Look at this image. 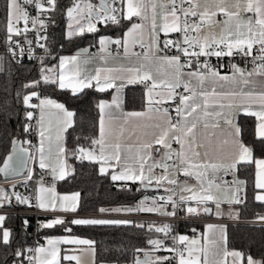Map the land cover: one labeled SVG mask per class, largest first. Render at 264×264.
Wrapping results in <instances>:
<instances>
[{"label":"snow or ice","instance_id":"6c2138e0","mask_svg":"<svg viewBox=\"0 0 264 264\" xmlns=\"http://www.w3.org/2000/svg\"><path fill=\"white\" fill-rule=\"evenodd\" d=\"M121 2L123 3V0ZM27 6H33L38 15L31 16ZM57 7V0H5V30L9 45L15 44L23 55L25 51L23 46L12 37L24 35L25 41L31 45L32 41L27 39V33L36 30L37 25L41 29L46 28V22L41 17L48 12L56 11ZM117 11L115 7L109 8L105 0H100L98 10L90 3L84 8L74 4L67 9V16L70 21H74L79 26L74 28L70 23L68 36L82 35L85 30L96 32L97 28L93 20L119 23L115 15ZM120 11L123 13L124 10L120 9ZM85 12L86 17L82 15ZM245 13L254 15L246 17ZM218 16H223L224 19H214ZM133 17H137L141 22L132 23L128 32L125 33L123 42L111 41L123 47L124 56L128 58L126 61L112 57L106 47L109 41L101 38L99 41L101 51L107 52V56L102 58L104 63L108 64L111 57L117 66L96 68L93 74L81 68L77 56L63 57L59 61L58 74L54 69L41 68L42 81L44 84L56 85L60 89H71L73 94L92 87L99 92L113 88L116 90L117 94L113 96L111 103L102 100L97 105L100 112L98 136L91 138L90 147L78 146L72 149V156L100 165L99 171L102 175L108 174V169L111 168L113 181L139 182L145 188L153 183L159 188L166 183L175 186L166 188V191L174 194L178 189L180 193L187 192L191 195L181 194L178 201L174 195L167 198L162 196L158 200L152 199L150 203L149 198L145 197L135 207L99 208L98 211L102 214L99 218L74 217L68 223L76 226L145 228L144 224H138L131 219H110L103 218V215L156 213L165 217H176L178 210L186 211L188 215H199V206L206 205L209 201L216 204L217 215H222L221 202L217 201L212 194L213 187L220 189L222 185L215 182V175L207 176L206 170L211 169L214 173L220 170L225 173H236L242 165L255 166L254 187L259 190L255 194V199L264 203V158L257 159L254 156L255 148H259L264 155V79L253 78L264 77V0H127V11L122 18L132 21ZM85 18L88 20L86 28L80 24V20ZM149 20L147 42L142 38L139 40L134 38L131 40L130 48L128 38L137 35L142 37L145 22ZM21 23L23 27L20 26ZM217 28L219 32L216 31ZM159 33L165 36L170 33L179 35L175 40L161 41ZM38 39H46V37L38 35ZM137 43L141 49L139 52L132 50ZM254 46H258V55L253 59L261 63L251 72H246L233 64L232 75H221L207 60L199 59L200 57L232 56L234 52L249 56L252 55ZM39 47L44 46L39 45ZM169 48L175 50L173 54H169L167 51ZM8 50L15 58V49L10 46ZM32 55L33 50L29 48V58H32ZM133 57L135 59H132ZM84 63L86 64L87 61L85 60ZM41 65H43V58H41ZM68 65H71L73 69L70 75L66 71ZM39 84L40 81H34L26 87L34 88ZM134 84L144 85L147 110L123 113L120 91L127 85ZM217 88L220 90L218 91ZM178 89H183V92H178ZM34 97L39 100L38 104L31 102ZM177 97L178 103L175 108L177 118L174 120L169 109L161 106L176 102ZM254 102L260 104L259 110H252ZM23 103L27 108L39 109L40 112L38 120L41 138L38 149L40 168L50 169L54 180L64 179L66 175L64 158L68 155V150L60 141L63 139L62 133L73 126L74 113L52 99H41L35 91L25 95ZM49 108L56 109L57 114L65 118L63 127L56 137L55 158L58 161L59 171L57 166L51 163L52 137L50 131L45 128L46 110ZM113 108L119 110V114ZM241 110L254 115L258 120L255 132L258 143L255 147L245 145L241 139L242 130L234 123L236 114ZM33 116L32 111L26 112L27 121H31ZM134 119L143 120V123L136 126L138 131L127 127ZM117 120H123V123L114 124ZM221 120L227 127L220 125ZM30 128L31 125L26 123L23 131L27 133ZM209 129L212 131H206ZM46 132H48L47 135ZM126 133L129 135L126 136ZM201 136L208 145V150L203 152L201 149L205 148V144L198 139ZM45 140L48 141V163L45 162ZM12 143L15 146L17 141L13 140ZM173 144L179 145V149H174ZM153 150L156 153L155 156ZM12 161L13 156L9 155L4 161V166L0 167V172L6 176L16 173L18 169L13 167ZM16 161L20 168L26 166L27 161L24 156L17 154ZM169 161L172 163L170 164ZM185 165L187 167H184ZM170 168L176 169V176L181 173L184 177L194 176L200 185L199 192L194 190V186H187L186 183L184 187H180L181 182L178 179L170 178L173 175L169 172ZM156 169H161V172L157 174ZM192 169L201 171L194 173ZM27 178L31 179L30 171ZM246 186L247 181L236 176L233 183L227 185L230 198L224 202L244 203L246 197L241 196V193L246 191ZM40 191L52 192V199L46 201L43 197H37V203L33 204L29 197H23L17 193L13 195L18 204L38 207L45 212L76 213L78 211L79 193L57 197L54 189L41 187ZM187 201H195L197 207L189 206L184 209L183 205ZM9 205H11V196L8 190L0 188V210H4L0 212V246L7 247H10L12 239L11 229L4 226L8 219L6 209ZM166 205H171L172 210L169 211ZM203 211L207 213L210 209L203 207ZM229 215L232 219L239 218V213L235 215L229 213ZM258 219L264 222V216H259ZM64 224V217H55L51 221L44 222L42 227L49 229ZM28 225L29 221L24 219L22 227L27 228ZM147 228L149 231L163 233L165 238L173 232L172 225L168 223L162 226L149 224ZM65 230L70 232L71 228L66 227ZM208 231L212 235L204 236L203 245H200L199 240L190 239L185 235L171 236L175 244L183 246L179 248L168 246L161 239H149L148 243L152 252H170L175 255L153 257L147 251L137 248L136 252H144V259L136 258L133 264H228V257L232 258L231 264H264V260H257L251 255L245 257L241 251L229 250L226 247L224 226L209 225ZM47 243L49 245L47 248L40 246L35 249L15 250L13 255L17 259L12 264H17V261L23 264L21 257L28 259L30 264H60L58 247L60 244L91 246L94 242L84 239H49ZM26 252H34L35 255L26 256ZM63 259L75 260L79 264V259L75 256H64ZM4 264H7L6 259Z\"/></svg>","mask_w":264,"mask_h":264},{"label":"trees","instance_id":"16d2710c","mask_svg":"<svg viewBox=\"0 0 264 264\" xmlns=\"http://www.w3.org/2000/svg\"><path fill=\"white\" fill-rule=\"evenodd\" d=\"M56 11L49 13V26L46 38L49 44V51L52 54L43 57L36 64L26 59H13L5 53H0V163L8 152L11 140L20 138L30 147L34 143V136L24 132L25 124L32 122L26 120V112L34 109L27 108L23 103L25 95L35 91L38 96H48L61 102L67 109L74 113L72 118L73 126L64 132V146L68 150L66 161L69 166L68 175L56 183L59 190L74 189L79 193V213L98 212L99 208L111 209L112 207H132L142 190L138 183L119 184L114 183L107 174L102 175L97 169V164L87 160H80L71 155V150L78 147L90 146L91 138L96 136L98 110L97 103L100 99L106 98L108 92H99L93 88H86L82 92L73 94L67 89H60L56 85L44 84L42 81L41 68L51 69L58 55L72 51L74 48L88 45L94 46L96 38L101 34L119 35L123 28V21L115 25H97L96 32H84L71 38L64 37V18L62 12L70 0H57ZM5 0H0V51L5 50L8 44L6 33V19L4 11ZM34 81H40L37 87H26ZM125 90L124 106L128 109H139L142 105L141 91ZM32 102V101H31ZM237 123L242 130L241 139L255 147L258 143L253 133V119L247 116H239ZM255 157H264L259 148H255ZM235 177L247 181L245 202L236 204L233 214L239 213L236 220H253L264 216V207L253 198V165H242ZM12 208H23L17 202L11 203ZM5 228L11 229L12 239L10 247L0 246V264H12L17 258L13 252L17 249L23 250L27 243L29 232L33 223L30 215L7 214ZM65 224L53 228L37 226L39 241L48 234L68 233L85 237L93 241L95 262L112 261L117 264L132 261L137 255V248L148 250L151 248L149 239L160 238L156 232L149 231L146 221H135L144 224L145 228L132 226H76L68 223L70 217H64ZM27 219L29 225L22 227L23 220ZM71 228V231L65 229ZM196 228L188 225L187 230ZM227 238L226 247L241 251L245 257L251 255L257 260H264V225L242 222H231L225 224ZM23 260L24 257L20 258ZM19 264V261H17Z\"/></svg>","mask_w":264,"mask_h":264},{"label":"crops","instance_id":"0c3cea01","mask_svg":"<svg viewBox=\"0 0 264 264\" xmlns=\"http://www.w3.org/2000/svg\"><path fill=\"white\" fill-rule=\"evenodd\" d=\"M76 4H79V2H76ZM81 8H84V7L81 6ZM123 10H124L123 11V15H124V14H126V11H127V0H123ZM82 15H84L86 17L87 13L86 12L82 13ZM244 15L246 17H251L254 14L253 13H245ZM214 19L223 20L224 17L223 16H218V17H215ZM64 20H65L64 21V30H63L64 37L65 38H71V37L68 36L69 24L71 23L74 28L78 27L79 25H76L74 21H70L68 16ZM85 21H86V18L85 19H81L80 20V24L84 25L85 28H86V22ZM133 22L140 23L141 21L137 17H133L132 21L123 19V28H122L121 33L119 35H112V34H108V33L99 35L96 38V43H95V48L96 49L94 51L91 50L92 46L83 45V46H79V47L74 48L72 51L65 52V53H62V54L58 55L55 63L51 66V69H54L55 73L58 74L59 70H60L59 69V61H60V59L63 58V57H73V56H77L78 57L80 66H81V68L83 70H85L87 72H90V73H93V74H94L96 68L117 66L116 64L113 63L111 57H109L108 64L104 63L102 58L107 56V52L101 51V45L99 43L101 38H105V39H107L109 41L106 44V47H107L109 52H111L110 50L113 49V48L118 49V51L116 53H111L112 57H116L118 60H121V61H126L128 58L124 56L123 47L121 45H117L115 43H111V41L120 40L121 42H123V40L125 38V33L128 32V30L131 27ZM157 22L159 23V19H158ZM93 23L96 24V28H97L98 26H97V23H96L95 20H93ZM149 26H150V20L148 22H145V31L143 32L142 37L137 35L136 37H129L128 38L129 39L130 48L132 47L131 40L134 39V38L137 39V40L142 38L145 42H147V40H148L147 27H149ZM216 31L219 32V28H217ZM85 32H88V31L85 30ZM170 34L165 36V34L159 33V39L161 41H164L165 39L175 40V38L171 37ZM74 36H76V35H74ZM136 45L139 46L138 43ZM132 50H134V49H132ZM134 51L139 52V51H141V49L134 50ZM132 59H135V58L133 57ZM85 60L87 61L86 64L84 63ZM231 69H232V67L229 70H227V71H219V72L221 73V75H229L230 76V75H232V70ZM66 71L70 75L71 72L73 71L72 66L68 65ZM246 72H251V71H246ZM253 78L256 79V80L264 79V77H260V76H255ZM117 83H119V81H117ZM93 85H95V81H93ZM133 87H135L134 88L135 90L141 91V94H142V105H141V107L139 109H128V108H125V106H124L125 90L132 91ZM92 88L95 89V87H92ZM67 90L72 92L71 89H67ZM217 90L219 91L220 89L217 88ZM145 91H146V89L144 87L136 86V85H127L125 88H123L120 91V99L122 100L121 109H122L123 113L146 111L147 110V104H146ZM105 92H108V96L106 98L100 99L98 101V103L100 101H102V100L106 101L108 103H111V101L113 99V96H115L117 94L116 90L114 88L113 89H108ZM39 97L41 99H44V98L52 99V100L56 101L57 103L62 104L61 102H59V101H57V100H55L53 98H50L48 96H39ZM32 103L38 104L39 100L34 97L33 100H32ZM98 103H97V105H98ZM177 103H178V101L176 102V106H177ZM161 107H163V105ZM259 108H260V104L258 102H254L252 104V110H254V111L255 110H259ZM67 110L70 111L69 109H67ZM97 110H98V118H97V132H96V136H98V134H99V119H100V112H99L98 107H97ZM113 110L117 111V114H119V110H116L115 108H113ZM46 111H47V115L45 116V128L50 131V134H51V137H52V144H53V149H52V154H51L52 155L51 163L54 166H57V170L59 171L58 161L55 158L56 157V143H57L56 137H57V134L60 132V129L63 127V120L65 118L62 115H58L57 114V110L54 109V108H49ZM169 113L173 114L176 117L175 110L173 112H169ZM33 114H34V116H33V121L32 122L34 123V126H35L34 143L30 147V155H29V157H31V159H28V163H27V166L25 168V170L27 172H26V175L24 177H28L29 171L31 172V175H33L35 170L40 167L39 166L40 153L38 151V149L40 147V141H41V138L39 136V125H38V120L40 118L39 109H34L33 110ZM239 116H247V117H251L253 119V133L255 135L256 127H257V124H258L257 118L254 115H249L245 111L241 110L240 112H238L236 114L235 119H234V123H236L237 125H238L237 120H238ZM189 119H191V117ZM122 123H123V120L114 121V124H116V125H120ZM140 123H143V120H135L134 119V120L130 121V123H129V125L127 127L129 129H134V130L138 131V128L136 126L138 124H140ZM219 123H220V125L222 127H227L224 124L223 120H221ZM206 131H212V129H209V130H206ZM47 134H48V132H46V135ZM62 135H63V139L60 141V143L64 145V133H62ZM125 135L126 136L129 135V133H126ZM198 139L200 140L201 143L205 144V148L201 149V152H203L205 150H208L207 141L204 139V137L201 136V137H198ZM244 143H245V145L250 146L246 142H244ZM22 145L27 147L26 143L24 141H22ZM44 147H45V158H46L45 162L48 163L49 162V159H48L49 153H48V141L47 140H45ZM88 147H90V146H88ZM88 147H85V148H88ZM96 147L98 149V146H96ZM156 147H159V146H156ZM172 147L174 149H179V145H177V144H173ZM153 155L154 156L156 155L154 150H153ZM255 158L259 159V158H264V157H255ZM64 163H65V173H66L65 177H66L68 175V173H69V166L67 164L66 158H64ZM149 163H151V162H149ZM169 163L171 164L172 162L169 161ZM184 167H187V166L185 165ZM99 168H100V165L97 164L98 171H99ZM25 170H24V172H25ZM192 171L195 173V172L201 171V170L200 169H192ZM160 172H161V169H160ZM169 172L173 173V175L170 178L178 179L181 182L180 187H184L185 183H186L187 186H194V190L199 192L200 185H199V183L197 182V180L195 179L194 176L193 177H184L182 175V173L179 176H176L175 175L176 169H172V168L169 169ZM99 173H100V171H99ZM111 173H112V169L109 168L107 175L109 176L110 179H111ZM159 173H157V174H159ZM206 173H214V172H213V170L208 169V170H206ZM17 178H19V177H17ZM20 178H23V177H20ZM15 179L16 178L3 179V178L0 177V188H4V189L8 190V194L11 196V203L16 202L15 196H13V195H11L9 193V186ZM61 180L62 179H55L54 180L55 184H54L53 188H46V187H44L42 185L35 186L33 188V195H34V198H35V204L37 203V197H43L46 201H49V200L52 199V195H53L52 192H48V191L41 192L40 191L41 187H44L46 189H54L55 195L57 197L71 196V195H73L75 193H78L74 189L65 190V191L59 190L56 187V183H58ZM254 180H255V166L253 165V186H254ZM113 182L114 183H119V184L132 183V181H113ZM136 183H138L141 186V184L139 182H136ZM152 185H155V184L153 183ZM168 186L169 185H167L165 183L163 187H159L158 188V187L155 186L156 188H154L152 190H143V189H141L142 192H141V194H140V196L138 198H143V197L148 196V195H150L153 192H156L158 190H165L166 188H168ZM254 189H255V187H254ZM257 191H259V190H257V189L254 190L253 198H254V200L256 202L261 203V202H259V201H257L255 199V194H256ZM181 194H183L185 196L191 195V193H187V192L180 193L179 192V195H181ZM212 194L216 197L217 201L221 202L220 211L223 214L222 215H217L216 204L214 202H212V201H209L206 205H200L199 206L200 207V214L198 216H201V217L205 216L208 219H212L211 222L200 223V224L199 223L192 224V225L196 226V228H192V229H194L193 232L191 230H187L186 229V230H182L179 235H185V236L189 237L190 239H196L195 236L192 235V234H194L197 230H199L200 235L197 238V240L200 241V245H203L204 244V236L208 235L210 237L212 235V233H210L208 231V226L209 225H217V226H221L222 225V226H224V229H225V224L229 223L228 221L236 220V219L230 218V215H229V213L233 214V208H234V205H236V204H229V203H225L224 202L225 200L230 198L228 196V192H227V185H222V187L220 189H216L215 187H213L212 188ZM261 204L264 207V203H261ZM189 206L197 207V204H196L195 201H187L184 209H186ZM7 207H10V205L7 206ZM203 207H208L210 209L209 215H207L203 211ZM114 208H125V207L117 206V207H112L111 209H114ZM0 212H1V210H0ZM50 212H53V211H50ZM54 213L56 215L52 216V217H48L46 219V221H51L55 217H64L63 215H69L68 217H70L71 219H73L74 217H76V218H99V217L102 216V214L99 213V211L98 212H93V213H79V212H76V213H63V212L55 211ZM184 213H186V211H184ZM132 214H136V215H154L156 213H132ZM110 215H125V213H121V214L111 213ZM107 216L108 215L105 214V215H103V218H108ZM220 220L221 221L223 220V222H221ZM253 220L260 221L259 219H253ZM135 221H139V220H135ZM149 223L151 224L152 222L149 221ZM156 235L157 236L161 235V237L157 238V239H162L163 236H164L163 233H156ZM217 235H218V233H217ZM49 239H52V240H62V239H84V240H87L85 237H82V236H79V235H74V234H68V233L48 234V235H44L42 237V241L39 243V245L37 247H40V246H43L45 248L49 247V245L47 243V241ZM58 247L60 249V264H77V262L75 260L69 261V260L63 259L64 256H75V257H78L79 264H117L116 262H112V261L95 262L94 247L92 245L89 246V245H75V244H60ZM229 250H234V249H229ZM146 251L149 253V255H151L153 257L155 256L154 255L155 253L151 251V248L146 250ZM34 255H35V253H34ZM185 255H187V253H185ZM136 258L137 257L135 256L134 259H136ZM134 259L132 261H128L127 263L124 262L122 264H133ZM227 259H228V264H231L232 258L228 257Z\"/></svg>","mask_w":264,"mask_h":264},{"label":"built area","instance_id":"2783aa9c","mask_svg":"<svg viewBox=\"0 0 264 264\" xmlns=\"http://www.w3.org/2000/svg\"><path fill=\"white\" fill-rule=\"evenodd\" d=\"M76 2H79V4L82 7H85V5L87 4H92L96 6V10L99 9L100 6V0H70L69 4L64 8L63 12H62V17L65 19L67 17V9L70 7H73L74 4H76ZM105 2L108 4L109 8L115 7L118 11L115 13V15L117 16V19L119 20V22L123 21V13L120 11V9H123V3L121 2V0H115V2H113V0H105ZM28 11L30 13L31 16H37V10L33 7V6H27ZM49 13H46L44 16H42L41 18L45 20L46 22V28L41 29L39 27V25H37V29L33 30V31H29L27 33V39L32 41V44L29 45L26 41H25V37L24 35L21 36H13L12 39L14 41H19L20 44L23 46L24 48V54L21 55L19 48L15 45H9V43L6 46L5 50H1L0 53H5L8 56H10L13 59H26L28 61H33L36 64H38L41 61V58L52 54V52L49 51V44L46 39H38V35L39 37H46V32L48 30V26H49ZM97 25H115L118 23H112L111 21L108 22H97ZM21 27H23L22 23L20 25ZM38 34V35H37ZM179 34L177 33H171L170 36L173 38H177ZM39 45H43L44 47H39ZM12 47L15 49L16 51V57L14 58L12 56V53L9 52V47ZM31 48L33 50V55L32 58H29L28 56V49ZM257 48L258 46H254L253 50H252V55L249 56H244L242 53L241 54H236L234 52V54L232 56H222V57H216V56H211V57H200L199 59L201 61L207 60L212 66H214L218 71H227L229 70L233 64L239 66L240 68L246 70V71H253L254 67L258 66L261 61L259 60H254L253 57L258 55L257 52ZM45 49H47V51H45ZM95 45L91 47V50L94 51ZM134 50H139V46L136 45L134 48ZM111 53H116L118 51V49H111L110 50ZM167 51L169 52V54H173L174 53V49H167ZM136 86H141L144 87V85L142 84H134ZM178 92H183V89H178ZM186 94V93H185ZM177 101H178V97H177ZM176 101V102H177ZM176 102H169L163 105L164 108H168L169 112H173L176 108ZM173 119L175 120L176 117L173 114H170ZM29 125H31L30 131L28 132L29 135L34 136L35 134V126L33 122H29ZM156 173L160 172V169H156L155 170ZM207 176H213L215 175V182L217 184H221V185H231L234 181L235 175L234 173H225L223 170H220L218 172L215 173H206ZM55 184V181L53 179L52 173L50 171V169L48 168H44L41 169L40 167L37 168L35 170V172L33 173V175H31V179H28L27 177H23V178H18L17 180H14L10 186H9V193L11 195H13V193H17L23 197H29L31 198V201L33 204H35V198L33 195V188L35 186H44L46 188H53ZM175 186L173 185H169L168 188H174ZM170 195H174V198L177 199L179 198V191L177 189V191L173 194L172 192L166 191V190H158L156 192H153L152 194L145 196L148 197L149 200L148 202L150 203L152 199H159L160 197H165L167 198ZM15 196V195H13ZM242 196V193H241ZM145 197L143 198H137L135 199V201L133 202L132 207H135L141 200H143ZM187 203V202H186ZM186 203L183 205V207H185ZM167 209L169 211L172 210L171 205H166ZM4 210H1V212H3ZM7 214H19V215H30L33 219V223L31 226V230H30V234H29V238L27 243L23 246V250H27V249H35L40 241H39V236L37 235V226L42 225L46 219L48 217H52L55 216L56 214L54 212H50V211H42L40 210L38 207H23V208H12V207H7L6 209ZM61 216V215H60ZM64 217H68L69 215H63ZM108 218H115V219H131V220H139V221H146V222H157V223H168L171 224L173 227V232L167 237L165 238V236H163V238L161 240L164 241L165 244H167L168 246H175V247H183L182 245H178L175 244L174 241L171 239L172 235H179L180 232L182 230H186L188 228V225H192V224H196V223H207V222H211L212 219H208L205 216H198V215H188L186 213H184V211H177V216L176 217H165V216H161L159 214H154V215H136V214H125V215H108ZM221 221V220H220ZM223 222V220L221 221ZM230 222H243V223H250V224H263L264 222L258 221V220H247V221H243V220H231L228 221ZM154 255H165V256H169V257H173L175 254L174 253H170V252H154ZM34 255V252H26V256H32ZM137 258H141L144 257V252H138L136 255ZM24 264H30L29 260L26 259L24 257Z\"/></svg>","mask_w":264,"mask_h":264},{"label":"water","instance_id":"95a60500","mask_svg":"<svg viewBox=\"0 0 264 264\" xmlns=\"http://www.w3.org/2000/svg\"><path fill=\"white\" fill-rule=\"evenodd\" d=\"M13 140L17 141L15 146L12 143ZM21 149H23L24 151L21 152L20 151ZM17 154H20V155L24 156L26 161H27V163H28V157L30 155V149L28 147H25V146L22 145V140L20 138H13L11 140V144H10L8 152L5 154V156L3 157V159H2V161L0 163V167H3L5 159H7V157L9 155H12L13 156V161L11 162V164L13 165V167L17 168L18 171L16 173H14V174H10V175H7V176L4 173L0 172V177L1 178L10 179V178L20 177L22 175V173L24 172V170H25V168L27 166V163H26V166H24L23 168H20V166L17 164V161H16V155ZM140 187L143 190H152V189L156 188L155 185H150V186H148L146 188L141 185ZM206 214L209 215V212H207ZM191 231L193 232L194 229H191ZM139 259H144V257H141Z\"/></svg>","mask_w":264,"mask_h":264},{"label":"rangeland","instance_id":"374dc122","mask_svg":"<svg viewBox=\"0 0 264 264\" xmlns=\"http://www.w3.org/2000/svg\"><path fill=\"white\" fill-rule=\"evenodd\" d=\"M86 26H87V24H88V20L86 19ZM26 170H25V172H23L22 173V175L20 176V177H24L25 175H26ZM19 177V178H20ZM18 178L16 177V179L15 180H17ZM243 221H247V220H243ZM243 223V222H242ZM151 224H153V225H155V226H162L163 224H161V223H157V222H152ZM192 235H194L195 236V238L197 239L198 237H199V235H200V232H199V230H197L194 234H192Z\"/></svg>","mask_w":264,"mask_h":264}]
</instances>
